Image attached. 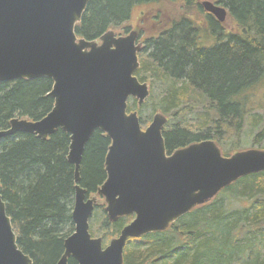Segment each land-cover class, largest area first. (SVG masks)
<instances>
[{
	"label": "trees",
	"instance_id": "obj_1",
	"mask_svg": "<svg viewBox=\"0 0 264 264\" xmlns=\"http://www.w3.org/2000/svg\"><path fill=\"white\" fill-rule=\"evenodd\" d=\"M164 1L177 9L176 16L159 17ZM212 1L226 9L229 26L206 12L201 0H90L75 27L78 36L93 38L119 27L136 5L155 8L159 26L152 30L156 36L146 54L151 65H140L135 74L151 86L158 84L160 95L150 107L152 91L140 106L132 99L128 110L148 107L149 117L160 111L173 121L162 131L167 153L212 139L227 156L241 149L245 141L240 134L247 128L253 145L258 148L264 141V0ZM51 87L49 78L0 82V130L14 117L45 116L53 107L47 94ZM147 118L139 117L140 123ZM109 144L95 130L85 145L79 184L89 194L106 177ZM68 146L69 135L61 129L44 140L30 133L0 140V195L17 244L33 264H55L74 230V167L67 161ZM103 207L96 206L91 216L101 212V226L89 224V231L105 245L133 217L109 222ZM263 251L261 171L239 178L165 231L129 240L123 264H264ZM68 264L77 262L69 259Z\"/></svg>",
	"mask_w": 264,
	"mask_h": 264
},
{
	"label": "water",
	"instance_id": "obj_2",
	"mask_svg": "<svg viewBox=\"0 0 264 264\" xmlns=\"http://www.w3.org/2000/svg\"><path fill=\"white\" fill-rule=\"evenodd\" d=\"M90 0H0V82L52 80V109L42 118L14 117L0 130V140L16 133L46 139L61 129L69 135L67 161L74 167L71 218L74 230L65 239L55 264H123L128 239L166 230L194 207L214 198L239 178L264 171V149L249 148L223 155L212 139L166 152L162 135L166 117L153 114L142 128L130 98L140 106L147 83L134 75L139 67L137 32L124 36L104 31L98 41L77 39ZM202 8L222 23L226 9L211 0ZM95 130L110 140L104 158L106 178L97 188L109 222L133 216L118 236L102 247L92 237L89 219L96 195L87 198L80 182L85 145ZM0 264H33L17 244L0 195Z\"/></svg>",
	"mask_w": 264,
	"mask_h": 264
},
{
	"label": "rangeland",
	"instance_id": "obj_3",
	"mask_svg": "<svg viewBox=\"0 0 264 264\" xmlns=\"http://www.w3.org/2000/svg\"><path fill=\"white\" fill-rule=\"evenodd\" d=\"M159 7L161 8V10H160V14L161 15L159 17H162V18L174 17L177 14V11H176L177 9H175L170 3H167L166 1H164V4H161ZM154 13H155V8H153V7L147 8V7H144L141 4L136 5V6H134L131 9L130 16H129V18L125 22H123L119 27H109L106 30L113 31L114 34H115V36H124V35H120V34L118 35V33H120V32L122 33V32H124L127 29L129 30L130 28L134 29V28H139L140 26H142L145 29L144 31H145V35H146L147 33H150V32H152V30L156 29L157 26H159L158 25V22H157V19L156 20L153 19ZM228 22H229L228 21V16H226L225 21L222 22V23L227 24L229 26V23ZM130 31L131 30H129V32ZM143 38H144V36L141 39H143ZM148 51H150V50H148ZM146 54H144V55L142 54V55L139 56V59H138L139 68H138V70H140V65H142V66H150L151 65V61L149 59H147ZM141 70H142V68H141ZM134 75L136 76L135 73H134ZM141 75H144L143 72L141 73ZM140 82L147 83V85L149 87V91L150 92L152 91V95H151V97L149 99V103H148V105H149L148 107H150L151 105H153L156 102V99L160 95V88H159L158 84H153V86H151L150 85L151 84V81L148 80V79H146V78H144V81H140ZM132 101H133L132 99H129L128 100V104L131 103ZM147 108L142 109L141 112H138L136 110L139 117L144 118V119H145V117H148L147 118L148 121L146 122V124H144V122H143V124L141 123L144 127L150 122V120H151V118H152V116H153L154 113L160 112V111H155L149 117L148 116V111L149 110ZM165 117H166V115H165ZM166 120L167 121H166V123L164 124V127H163L164 129L166 127L170 126L171 124H173V121L172 122H168L167 117H166ZM247 129L248 130H246V132H242L240 134L242 136V139H244L245 142L242 144V147L239 150H244V149H249V148H255V149H260V150L264 149V147H259V146H264V141L258 144V148L255 145L252 144V142H251L252 130H251V128H247ZM253 130L256 131V128L253 129ZM96 204H97V206L98 205L104 206L103 199H101L97 195H96ZM242 204H245V202L235 203L234 206H238V205H242ZM100 219H101V212L98 213L97 216L91 218L89 224L94 225V223L98 222V224H99L98 226H101L100 225L101 223L99 221ZM96 228L97 227H94L95 230H96ZM96 233L97 232H95V234ZM98 233H100V231ZM95 237H99V236H95Z\"/></svg>",
	"mask_w": 264,
	"mask_h": 264
},
{
	"label": "flooded vegetation",
	"instance_id": "obj_4",
	"mask_svg": "<svg viewBox=\"0 0 264 264\" xmlns=\"http://www.w3.org/2000/svg\"><path fill=\"white\" fill-rule=\"evenodd\" d=\"M87 8V7H86ZM84 13V12H83ZM83 15V14H82ZM155 17V16H154ZM213 18L215 19V17L213 16ZM81 19H82V17H81ZM216 20V19H215ZM81 21V20H80ZM217 21V20H216ZM218 22V21H217ZM78 23H80V22H78ZM77 23V24H78ZM219 23V22H218ZM76 24V25H77ZM76 25H75V27H76ZM129 30H135L136 32H137V39H136V41H135V44H137L138 46H140L141 48H140V50L137 52V58L139 59V56L140 55H142V54H148L150 51H148V50H150V47H151V45H150V41H151V39L154 37V36H156V35H153V33L152 32H150V33H147L146 35H145V29L142 27V26H140L139 28H134V29H132V28H130ZM129 30L127 29V30H125L124 32H120V33H118V35L120 34V35H126L128 32H129ZM74 32H75V28H74ZM75 34H76V32H75ZM100 36H101V34H99V36H96V37H93V38H86V37H84V36H78L77 34H76V37H77V39H79V38H85V39H87V40H94V41H98V42H100V40H99V38H100ZM144 36V38L143 39H141L142 37ZM138 70V69H137ZM137 70L135 71V73L137 72ZM52 81V80H51ZM50 91H51V89H50ZM49 91V92H50ZM48 92V93H49ZM47 93V94H48ZM51 98V97H50ZM166 148V147H165ZM175 150V149H174ZM172 152V151H171ZM171 152H169V153H171ZM106 174V173H105ZM106 178V177H105ZM105 180V179H104ZM103 183V182H102ZM101 183V184H102ZM100 184V185H101ZM97 190V189H96ZM95 195H96V193H94ZM93 194V195H94ZM74 196V195H73ZM92 196V194H87V198H90ZM98 196V195H97ZM98 197H100V196H98ZM101 199H102V197H100ZM97 206V204L96 205H94V208ZM73 207V206H72ZM94 211V210H93ZM105 211V210H104ZM106 213V212H105ZM133 217V216H132ZM125 226V225H124ZM123 228V227H122ZM121 228V229H122ZM121 231V230H120ZM120 233V232H119ZM119 235V234H118ZM117 235V236H118ZM104 247V246H103Z\"/></svg>",
	"mask_w": 264,
	"mask_h": 264
},
{
	"label": "bare ground",
	"instance_id": "obj_5",
	"mask_svg": "<svg viewBox=\"0 0 264 264\" xmlns=\"http://www.w3.org/2000/svg\"><path fill=\"white\" fill-rule=\"evenodd\" d=\"M89 141V140H88Z\"/></svg>",
	"mask_w": 264,
	"mask_h": 264
}]
</instances>
